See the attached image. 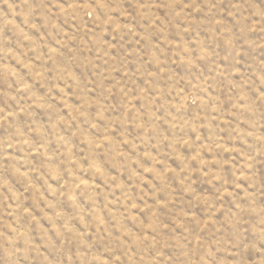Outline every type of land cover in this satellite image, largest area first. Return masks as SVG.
I'll return each instance as SVG.
<instances>
[{"label": "rangeland", "instance_id": "rangeland-1", "mask_svg": "<svg viewBox=\"0 0 264 264\" xmlns=\"http://www.w3.org/2000/svg\"><path fill=\"white\" fill-rule=\"evenodd\" d=\"M0 264H264V0H0Z\"/></svg>", "mask_w": 264, "mask_h": 264}]
</instances>
